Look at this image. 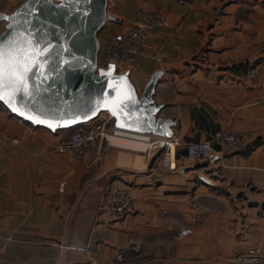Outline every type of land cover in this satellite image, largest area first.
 Returning a JSON list of instances; mask_svg holds the SVG:
<instances>
[{"label":"crops","instance_id":"obj_1","mask_svg":"<svg viewBox=\"0 0 264 264\" xmlns=\"http://www.w3.org/2000/svg\"><path fill=\"white\" fill-rule=\"evenodd\" d=\"M22 1L0 0V11ZM108 1L118 19L98 31L103 49L141 10L160 15L129 74L142 90L163 70L154 97L175 121L176 167L114 146L98 162L59 152L70 130L20 121L0 102V264H228L249 246L264 252V0ZM221 129L242 147L187 155ZM113 184L132 186L133 208L117 220L98 214Z\"/></svg>","mask_w":264,"mask_h":264},{"label":"water","instance_id":"obj_2","mask_svg":"<svg viewBox=\"0 0 264 264\" xmlns=\"http://www.w3.org/2000/svg\"><path fill=\"white\" fill-rule=\"evenodd\" d=\"M107 2L23 0L11 12L0 11L6 20L0 51L8 54L10 70L31 69L21 86L25 90L13 94L9 88L0 102L25 121L53 131L107 110L117 126L171 136L175 121L159 115L163 104L154 97L163 70H155L138 90L129 71H116L112 62L99 65L97 33L107 19H118L106 14Z\"/></svg>","mask_w":264,"mask_h":264},{"label":"built area","instance_id":"obj_3","mask_svg":"<svg viewBox=\"0 0 264 264\" xmlns=\"http://www.w3.org/2000/svg\"><path fill=\"white\" fill-rule=\"evenodd\" d=\"M106 14H112V9L107 2ZM110 19H107L109 21ZM160 20L158 12L144 10L139 12L134 22L120 32H112L105 40L102 59L99 65L106 66L109 62L114 63L118 72L129 71L130 68L139 63L145 52L146 35L148 28ZM106 21V22H107ZM105 22V23H106ZM255 67L250 69L254 75ZM20 121H25L16 115ZM69 133L60 138L55 149L79 159L89 158L98 162L105 156L108 147L104 146V140L114 145L109 134H115V145L129 146L133 149H142L147 156L153 157L158 153L153 163H165L174 169L175 163L170 161V153L177 143L175 135L157 134L150 131H137L115 125L113 115L103 110L93 119L84 122L78 128H70ZM135 131L138 133L133 134ZM17 141V138H13ZM213 141L227 149H236L242 145L241 137L229 129H222L213 137L204 140H192L187 144V155L191 158L204 159L211 154ZM169 153V154H168ZM59 188H64L61 181ZM132 186L129 184H113L105 191L98 206L99 214H103L109 220H117L131 211ZM187 227L180 229V234H186ZM235 264H264V253L258 248L249 247L239 251L232 256Z\"/></svg>","mask_w":264,"mask_h":264},{"label":"snow or ice","instance_id":"obj_4","mask_svg":"<svg viewBox=\"0 0 264 264\" xmlns=\"http://www.w3.org/2000/svg\"><path fill=\"white\" fill-rule=\"evenodd\" d=\"M7 53L0 51V99L8 95V89H13L15 92H23L25 89L21 87L24 85L26 74L31 71L30 68H24L22 72L11 71V62L7 59ZM39 61L36 62L39 66Z\"/></svg>","mask_w":264,"mask_h":264},{"label":"rangeland","instance_id":"obj_5","mask_svg":"<svg viewBox=\"0 0 264 264\" xmlns=\"http://www.w3.org/2000/svg\"><path fill=\"white\" fill-rule=\"evenodd\" d=\"M108 5H109V7L113 10V6H112V4L108 1ZM141 11H144V10H141ZM140 11V12H141ZM225 26H229L228 24H226V22H224L223 20H221V21H218L217 22V29L218 28H220V29H223V27H225ZM233 26V28H236L237 30H238V28L240 27V25H232ZM116 33V32H115ZM238 40V39H237ZM104 45H105V42H104ZM103 52V47H101L100 48V53H102ZM209 61V60H208ZM252 68V67H251ZM250 68V69H251ZM250 69H249V74H250ZM256 72V71H255ZM255 74V73H254ZM251 75V74H250ZM251 76H254V75H251ZM78 126L79 125H77V126H75V127H73V128H78ZM222 130V129H221ZM220 131V130H219ZM231 131V130H230ZM216 132H218V131H216ZM216 132L211 136V137H213L215 134H216ZM232 132H234V131H232ZM236 134H238L240 137H241V139H242V144H243V137L238 133V132H235ZM174 135V134H173ZM214 143H216L218 146H219V151L220 152H228V151H232L231 149H227V148H224V147H222L219 143H217V142H215V141H213V143H212V145L214 144ZM104 146H106V147H111V146H114V147H116V148H119V149H128V150H136V151H143L142 149H133V148H130L129 146H120V145H111L108 141H106V140H104ZM242 147V145H240V147L239 148H236V149H233V150H237V149H240ZM174 148H175V146H174ZM212 150H213V146H212ZM144 152V151H143ZM212 152V151H211ZM145 153V152H144ZM146 154V153H145ZM169 154V153H168ZM158 156V155H157ZM156 156V157H157ZM155 157V158H156ZM154 158V159H155ZM154 159H153V161H154ZM152 161V162H153ZM176 167V166H175ZM61 182V181H60ZM64 185H65V183H64ZM63 190V189H62ZM98 214H99V212H98ZM126 215V214H125ZM124 215V216H125ZM124 216H122L121 218H123ZM121 218H119V219H121ZM65 247V246H64ZM249 247H254V248H258L260 251H262L259 247H257V246H249ZM249 247H247V248H249ZM247 248H244V249H241V250H238V251H236L235 253H237V252H239V251H242V250H245V249H247ZM263 252V251H262ZM235 253H233L232 255H230L229 257H227V259H226V261H227V263L228 264H235V262H234V260H232V256L235 254ZM264 253V252H263ZM139 256H141V255H139Z\"/></svg>","mask_w":264,"mask_h":264},{"label":"bare ground","instance_id":"obj_6","mask_svg":"<svg viewBox=\"0 0 264 264\" xmlns=\"http://www.w3.org/2000/svg\"><path fill=\"white\" fill-rule=\"evenodd\" d=\"M136 133H138V132L135 131L133 134H136ZM108 136H109L110 140L113 142V144L115 145V134H109Z\"/></svg>","mask_w":264,"mask_h":264}]
</instances>
